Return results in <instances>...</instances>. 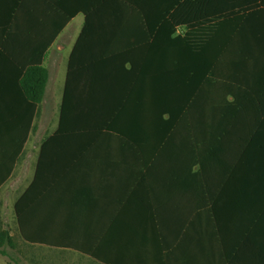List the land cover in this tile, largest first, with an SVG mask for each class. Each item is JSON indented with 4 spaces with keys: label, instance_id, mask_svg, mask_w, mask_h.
Here are the masks:
<instances>
[{
    "label": "crops",
    "instance_id": "crops-1",
    "mask_svg": "<svg viewBox=\"0 0 264 264\" xmlns=\"http://www.w3.org/2000/svg\"><path fill=\"white\" fill-rule=\"evenodd\" d=\"M0 195L57 264H264V0H0Z\"/></svg>",
    "mask_w": 264,
    "mask_h": 264
},
{
    "label": "trees",
    "instance_id": "trees-1",
    "mask_svg": "<svg viewBox=\"0 0 264 264\" xmlns=\"http://www.w3.org/2000/svg\"><path fill=\"white\" fill-rule=\"evenodd\" d=\"M205 70V69H204ZM209 69H206V72ZM37 79L31 83L30 85V91H31V97L29 100L30 103V117H29V128L30 131L33 129V122L36 116V111L39 107V105L42 103L45 89L48 83L49 79V73L45 68H39L37 72L35 73ZM174 99L172 100L171 109L167 110V113L172 118V121L174 124L180 121L182 112L187 108V101L186 99L181 98V81L175 82L174 85ZM66 101L67 98L65 97L63 102V119H64V109L66 107ZM26 135L23 138L22 144L24 145L26 142ZM16 213L19 217V209L18 206H16ZM7 248H10L12 250L16 249V242L13 236H11V233L7 229H0V255L6 257L9 259L11 263L19 264L15 261V259L11 256H9L7 252Z\"/></svg>",
    "mask_w": 264,
    "mask_h": 264
},
{
    "label": "rangeland",
    "instance_id": "rangeland-1",
    "mask_svg": "<svg viewBox=\"0 0 264 264\" xmlns=\"http://www.w3.org/2000/svg\"><path fill=\"white\" fill-rule=\"evenodd\" d=\"M17 198L18 196L0 195V229L6 228L12 231L16 242V249H6L9 256L13 257L19 264H57L56 260L53 259L55 255L52 252L45 249L23 247L21 244L14 210V203ZM0 264L15 263H11L8 258L0 255Z\"/></svg>",
    "mask_w": 264,
    "mask_h": 264
}]
</instances>
